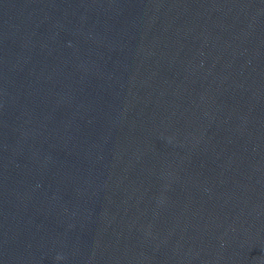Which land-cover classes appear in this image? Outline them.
<instances>
[{
    "label": "water",
    "instance_id": "obj_1",
    "mask_svg": "<svg viewBox=\"0 0 264 264\" xmlns=\"http://www.w3.org/2000/svg\"><path fill=\"white\" fill-rule=\"evenodd\" d=\"M0 264H264V0H0Z\"/></svg>",
    "mask_w": 264,
    "mask_h": 264
}]
</instances>
